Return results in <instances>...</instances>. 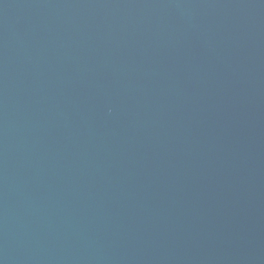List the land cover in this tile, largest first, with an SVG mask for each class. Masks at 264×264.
<instances>
[{"label":"water","instance_id":"95a60500","mask_svg":"<svg viewBox=\"0 0 264 264\" xmlns=\"http://www.w3.org/2000/svg\"><path fill=\"white\" fill-rule=\"evenodd\" d=\"M0 264H264V0H0Z\"/></svg>","mask_w":264,"mask_h":264}]
</instances>
